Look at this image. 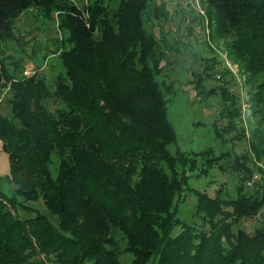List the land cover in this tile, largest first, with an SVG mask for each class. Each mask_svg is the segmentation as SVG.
Here are the masks:
<instances>
[{
	"label": "trees",
	"instance_id": "1",
	"mask_svg": "<svg viewBox=\"0 0 264 264\" xmlns=\"http://www.w3.org/2000/svg\"><path fill=\"white\" fill-rule=\"evenodd\" d=\"M82 1L0 0V47L21 37L14 22L34 10L56 21L63 70L49 84L37 68L14 77L0 59L9 93L0 149L13 186L9 196L0 189V264H123L125 253L129 264H264V181L251 193L244 189L254 172L264 178V164L255 167L264 155V0H199L207 7V35L229 39L228 56L249 81L257 79L248 93L256 123L255 143L234 159V197L193 191L192 225L176 218L185 171H195L201 157L195 176L206 174L221 157L167 150L176 135L165 95L175 91L155 80L165 56L156 39L163 28L147 29L166 5ZM153 2L159 6L150 18L145 10ZM214 70L201 68L198 84L213 76L221 84L207 93L218 92L237 117L238 99L226 85L232 78ZM252 220L248 234L240 224Z\"/></svg>",
	"mask_w": 264,
	"mask_h": 264
},
{
	"label": "rangeland",
	"instance_id": "2",
	"mask_svg": "<svg viewBox=\"0 0 264 264\" xmlns=\"http://www.w3.org/2000/svg\"><path fill=\"white\" fill-rule=\"evenodd\" d=\"M157 1L165 3L167 12L164 9L157 10V13L161 12L165 16L158 13L157 19H152L151 25L147 26L149 31L155 27L163 28L160 30L162 34L156 39L161 54L165 56L162 58L163 61L160 63L162 68L155 80L158 83L161 81L164 84L171 83L175 91L173 96L165 95L167 120L176 135L175 143L169 145L167 150L170 154L176 151L194 154L209 150L210 157H221L207 170L206 174L195 176L203 168L201 157H197L195 171H185L188 178L177 205L176 218L183 224L192 225L195 223L192 217L195 204L193 191L205 192L209 197L216 192L222 197L224 195L231 198L235 195L237 175L233 168L234 159L247 150L250 142L255 143L250 130L255 127L256 117L251 115L248 93L253 91L257 79L249 81L247 73L233 61L232 57L228 56L229 39L207 35L209 25L206 24V16L208 18V15L205 16L204 12L207 7L204 4L201 5L199 0ZM158 6L153 2L149 9L145 10V16L148 14L147 17L151 18L154 7L158 8ZM24 13L26 12H23L14 22V33L21 37L16 36L15 40H6L2 43L0 59L14 77H28L32 74L29 72L37 68V75L42 76L46 83L53 84L55 73H63L62 68L57 64V53H55L61 36L57 32L56 21L45 20L34 10ZM186 27L191 30V33ZM188 35L190 37H187ZM211 58L215 60L212 65ZM170 60L169 66L166 65L165 62ZM14 63L18 64L15 72L12 66ZM45 64L53 70L44 67ZM203 67L205 70L215 68L214 73L217 76L223 74L228 81L232 78L226 85L228 87L233 85L228 93L231 97L238 99L236 101L239 105L237 117L232 112L233 108L221 98L218 92L207 93L210 88L221 84L215 81L213 76L205 81L200 80L198 84V75ZM1 83L3 81H0V113L7 114L9 93L1 86ZM254 146L259 149V146ZM248 155L247 165L250 166L253 155L249 151ZM263 164L264 155H260V160L256 161L255 167H263ZM6 173V155L0 149V189L9 196L8 190L9 188L13 190V186L5 181ZM263 181L261 173L254 172L249 180H245L249 185H246L244 189H248L247 192L251 193L252 189L261 185ZM252 224H254L253 220L240 224V227L250 234L253 229ZM177 232H179L178 225L173 227L171 235ZM131 259L132 256L125 253L120 255L119 260L123 264H129Z\"/></svg>",
	"mask_w": 264,
	"mask_h": 264
},
{
	"label": "built area",
	"instance_id": "3",
	"mask_svg": "<svg viewBox=\"0 0 264 264\" xmlns=\"http://www.w3.org/2000/svg\"><path fill=\"white\" fill-rule=\"evenodd\" d=\"M247 185H249V183H246Z\"/></svg>",
	"mask_w": 264,
	"mask_h": 264
}]
</instances>
